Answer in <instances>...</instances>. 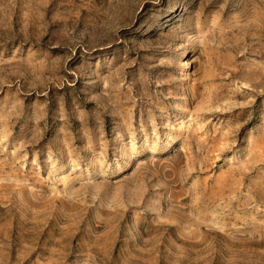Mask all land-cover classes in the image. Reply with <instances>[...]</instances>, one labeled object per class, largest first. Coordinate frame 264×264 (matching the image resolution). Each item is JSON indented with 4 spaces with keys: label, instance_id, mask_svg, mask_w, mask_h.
<instances>
[{
    "label": "rangeland",
    "instance_id": "374dc122",
    "mask_svg": "<svg viewBox=\"0 0 264 264\" xmlns=\"http://www.w3.org/2000/svg\"><path fill=\"white\" fill-rule=\"evenodd\" d=\"M0 264H264V0H0Z\"/></svg>",
    "mask_w": 264,
    "mask_h": 264
}]
</instances>
